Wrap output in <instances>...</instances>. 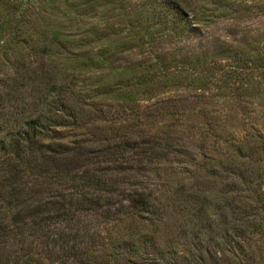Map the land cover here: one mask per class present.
I'll list each match as a JSON object with an SVG mask.
<instances>
[{"label":"trees","instance_id":"16d2710c","mask_svg":"<svg viewBox=\"0 0 264 264\" xmlns=\"http://www.w3.org/2000/svg\"><path fill=\"white\" fill-rule=\"evenodd\" d=\"M263 4L0 0V264H264Z\"/></svg>","mask_w":264,"mask_h":264},{"label":"rangeland","instance_id":"374dc122","mask_svg":"<svg viewBox=\"0 0 264 264\" xmlns=\"http://www.w3.org/2000/svg\"><path fill=\"white\" fill-rule=\"evenodd\" d=\"M262 6H264V4ZM132 59L134 60L135 58L132 57ZM96 74L99 75L98 73ZM98 80L99 79H96L93 82L97 83ZM224 105L227 106L226 104ZM228 105L230 111H232L231 117L233 118L229 119L230 121L224 130L225 137L230 138L235 136L239 139L244 135V132L251 131L252 128H255V130L258 128L261 130L264 129V99L260 101L249 99L247 102L239 100L238 104L230 100ZM191 142H193V140H191Z\"/></svg>","mask_w":264,"mask_h":264}]
</instances>
